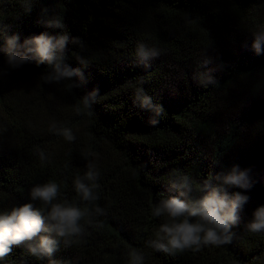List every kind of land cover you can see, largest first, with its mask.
I'll list each match as a JSON object with an SVG mask.
<instances>
[{"label": "trees", "instance_id": "obj_1", "mask_svg": "<svg viewBox=\"0 0 264 264\" xmlns=\"http://www.w3.org/2000/svg\"><path fill=\"white\" fill-rule=\"evenodd\" d=\"M53 19L63 28L49 27ZM5 27L20 44L67 35L65 62L79 72L48 84L46 64L12 69L0 51V214L42 208L30 190L48 182L60 186L54 202L93 214L72 243L57 238L51 258L20 245L0 264H129L133 250L144 256L136 264H264V231L246 228L264 207V0H0ZM138 44L157 54L137 55ZM89 162L99 172L90 203L74 189ZM234 165L250 170L253 186L229 189L249 197L231 243L175 255L147 247L166 221L153 208L178 195L171 179L187 175L199 189Z\"/></svg>", "mask_w": 264, "mask_h": 264}, {"label": "clouds", "instance_id": "obj_2", "mask_svg": "<svg viewBox=\"0 0 264 264\" xmlns=\"http://www.w3.org/2000/svg\"><path fill=\"white\" fill-rule=\"evenodd\" d=\"M30 11V5H26ZM49 27L63 28L59 19L48 21ZM0 38L5 44L0 51L6 53V63L12 69H18L32 61L39 67L47 65L50 71L42 76L45 83L69 79L79 72L71 69L65 62V49L69 40L67 35H49L41 33L18 43V34L8 35L7 28L0 31ZM254 47L260 48V38L257 37ZM137 55H156L155 49L148 50L143 44L137 45ZM80 63L85 60L77 57ZM69 88L72 85L68 86ZM98 90L89 95L96 98ZM147 100V98H146ZM84 106L90 107L89 96L83 97ZM77 112L80 109L77 108ZM155 125L157 122L152 120ZM50 131L62 136L68 142L75 140L70 128H58L53 124ZM41 161L46 159L45 153L37 149ZM88 170L83 176L74 180V189L82 201L92 202L99 197L94 194L98 187L96 181L99 172L95 165L89 162ZM249 169H241L234 165L230 171L221 172L204 181L199 189H194L193 183L187 175L175 176L170 180L171 188L178 195H171L161 199L153 210L156 217H165L156 233V238L147 241V247L156 252L175 255L186 250L200 251L203 247H220L231 243L235 235L231 227L236 225L249 197L242 192H229L230 188L251 189L253 186ZM59 185L55 182L35 185L30 190L33 201H39L42 208H35L32 203H25L13 208L10 212L0 214V259L10 254L13 246L25 245L28 252L36 257L51 258L59 247V240L63 238L65 244H70L83 234L80 221L93 213L88 209L81 210L67 202H54L59 196ZM199 195H194V192ZM95 214H104L103 209L96 207ZM254 219L250 220L246 228L256 233L264 231V207L254 212ZM43 233V234H42ZM129 264H136L137 260H144V256L135 250L129 253ZM50 264H57L50 261Z\"/></svg>", "mask_w": 264, "mask_h": 264}]
</instances>
